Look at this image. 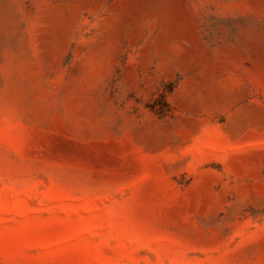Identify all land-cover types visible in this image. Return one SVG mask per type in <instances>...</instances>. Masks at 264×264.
<instances>
[{
    "label": "rangeland",
    "instance_id": "rangeland-1",
    "mask_svg": "<svg viewBox=\"0 0 264 264\" xmlns=\"http://www.w3.org/2000/svg\"><path fill=\"white\" fill-rule=\"evenodd\" d=\"M0 264H264V0H0Z\"/></svg>",
    "mask_w": 264,
    "mask_h": 264
}]
</instances>
